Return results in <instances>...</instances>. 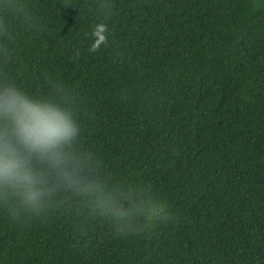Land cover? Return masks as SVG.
Wrapping results in <instances>:
<instances>
[{"label":"trees","instance_id":"16d2710c","mask_svg":"<svg viewBox=\"0 0 264 264\" xmlns=\"http://www.w3.org/2000/svg\"><path fill=\"white\" fill-rule=\"evenodd\" d=\"M5 85L77 131L0 264H264V0H0Z\"/></svg>","mask_w":264,"mask_h":264},{"label":"clouds","instance_id":"9594fccd","mask_svg":"<svg viewBox=\"0 0 264 264\" xmlns=\"http://www.w3.org/2000/svg\"><path fill=\"white\" fill-rule=\"evenodd\" d=\"M102 28L97 26V35ZM0 117L7 122L0 130V181L23 190L26 199L35 200L40 193L33 187L36 177L31 155L58 162L61 146L75 135L76 125L66 109L12 85L0 90Z\"/></svg>","mask_w":264,"mask_h":264}]
</instances>
